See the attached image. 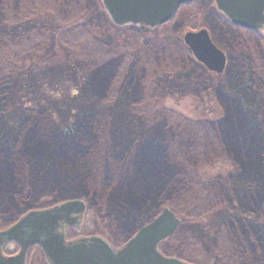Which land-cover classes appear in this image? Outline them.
Segmentation results:
<instances>
[{
  "label": "rangeland",
  "instance_id": "374dc122",
  "mask_svg": "<svg viewBox=\"0 0 264 264\" xmlns=\"http://www.w3.org/2000/svg\"><path fill=\"white\" fill-rule=\"evenodd\" d=\"M2 2L0 8L4 10L5 22H9L10 17L7 15V11L10 12L13 8L12 0L8 2L2 0ZM36 4L41 10L49 12L45 16L44 22H35L42 25L48 23V28L66 25L63 31L48 32L44 38L47 39L50 46H46L35 55L25 56V58L18 60L23 62L19 68L10 72V82L5 76L7 84L0 83V108L6 105L5 119L8 128L17 133L16 137L14 135L15 139L13 137L12 141L1 145L2 148H7L10 151L12 159L17 156L15 162L8 159L10 162L6 167L10 171L0 176V206H3L0 209V226H2L0 230L9 227L21 216L20 210L15 207L14 197L8 195L9 187L13 185L17 188L23 186L25 181H30V185H35L42 195H45L43 200L49 201L48 206L60 203V196H67L78 191L88 193L90 200H84L88 206V213H86L83 224L74 229V236L97 235L108 240L114 247H119L130 239L139 228L151 222L163 209H170L172 205L174 211L172 212L180 219L181 225L173 238L161 246L160 250L163 254L198 264H218L214 259L208 261L205 252L214 255V252L219 254L220 251L225 250L226 256L230 257L229 245H231L232 240L234 242L231 232L236 226L224 230L223 236L216 237V242L211 239L208 246L205 244L202 247L199 244L201 242L199 236L202 235L205 238V236L210 235V238L212 231H216V224L222 213L224 211L235 213L230 209L213 212V207L217 202V197H213V195L217 194L219 189L223 190L225 186L232 189L234 181H228L232 180L233 175H236L235 163L231 161L227 163L216 162L205 166L202 171L199 170L201 183L199 182L197 185L194 183L190 187L188 185L184 191L178 186L180 191L170 192L167 187L172 188L171 183L177 181L174 175L184 172L190 177L193 174L192 168H195V159L191 160V167L186 166L185 168L184 165H187L188 162L186 159L177 162L174 160L176 159L175 155L178 154L179 142L175 146L169 147V151L167 150L169 152L167 155L171 159L169 157L155 158L154 162L145 166L147 168L144 169V177L131 176L132 170L140 164L134 158L129 159V161L134 162V167H130L129 161L125 162L122 159L120 162L119 158L113 160L114 162L110 159L104 160L106 155L108 157L109 151H113L116 153L115 155H120L122 147L124 146V150L126 149V139L129 135L138 137L143 134L139 128L137 132L133 130L132 116H127L132 112H135L134 115L138 112L136 109H131L134 107L132 106L133 101H137L139 96L137 86L129 85L130 89L135 86V92L130 96L122 97L121 91L117 98L112 97L103 102L90 97V84H87L82 75L81 68L89 64L95 65L97 57L94 55L96 52L92 46L78 48L75 45L76 41L83 43L87 41L79 39L80 32H75L77 28L74 25L75 22L87 25L94 18H99L101 25L104 20L102 2L101 0H36ZM214 5L213 0H199L194 5L185 6L178 12L175 20L164 29L165 35L174 39L177 37L181 39L186 30L207 29L216 47L223 51L227 57L228 63L225 71L218 77L214 74L210 76L198 65L197 69H200L202 75L191 85H188L189 78L183 80L185 74L182 76L168 75L156 80L152 89L149 88V92H152L155 95V101L157 100L156 109L174 110L182 116L194 120H214L223 115V109L216 98L207 93L209 95L205 94L200 100L188 96V92L194 93L198 88L203 87L207 78L211 80L210 82L214 87L224 84L231 78L233 82L231 88L227 89L229 92L227 94L233 95L236 83L244 80L241 63L246 55L248 56L247 52H250L251 55L252 52L258 53L259 47L255 45L252 51L244 45L238 47L236 39L232 40V36H224L221 30V22L215 16ZM37 6L29 8L37 10ZM20 8H23V4L20 5ZM26 12L22 13L26 14ZM194 19L195 22H191ZM138 32L145 35L153 34L145 28H139ZM85 35L87 36V34ZM91 36L94 37L93 34ZM2 50L4 49L0 48V70L1 73L4 71L5 74L12 64L14 55L9 50L2 55ZM152 67L151 73L159 70V66L157 67L156 64H152ZM92 72L94 73V70ZM93 78L102 80L99 75ZM0 82H2L1 75ZM139 100L144 101L142 98ZM1 114L0 110V118ZM47 114L51 116L50 119H48ZM168 114L167 111L161 113L164 117L162 119L159 116L161 123L171 119ZM140 118L145 121L144 117H139V120ZM260 118L263 120L264 116L261 115ZM126 119L129 122H126ZM52 127L63 130L75 129L71 135L74 134V141L76 143L80 141V145L85 139L91 140L88 141L90 142L89 146L83 149L82 164L77 162V164H69L70 162L57 160L48 162L55 170L44 168L43 162L46 163L49 160V155L46 153L47 147L40 148L36 142L40 144L41 139H43L46 142L54 141L64 145L63 142L65 141V138H60L53 132ZM257 128L261 129L262 127ZM257 128L256 131L259 132ZM34 133L41 134L42 138L26 142L29 135ZM236 133V130L231 129L229 131V135ZM248 133L250 131L245 134ZM190 135L189 139L182 141H189L190 143L195 141L194 135L192 133ZM122 137H124L125 142ZM157 137L152 136L147 140L160 145L161 142L156 141ZM164 139L167 140L166 137ZM132 148L135 146L130 149ZM209 151L211 150L209 149ZM81 166L87 170V173L93 171L90 176L91 187L89 188L75 178L86 172L84 169H79ZM258 169L261 175V166H258ZM55 172H59L61 179L59 183L53 186L51 180ZM139 172L141 170H137L136 175ZM44 180H48L49 184L45 183ZM71 180L73 181L71 182ZM218 184L222 188H219ZM162 200L164 201L162 202ZM170 200L173 202H169ZM94 203L100 206L104 205L107 208L106 214L93 211L92 205ZM162 203H166V205L164 206ZM196 206L199 207L197 211L195 210ZM241 209L244 211L243 207ZM198 213H201L202 216H196ZM103 215L107 219L102 218ZM237 216H240L239 212ZM246 218L250 221L249 224L252 229L258 230L262 226L261 224H264V217L247 214ZM190 241H196V244H199L198 250L194 253L196 255L202 253L200 258L205 256L202 260L191 257L190 245L187 243ZM247 248L250 249L251 247L247 246ZM7 251L14 252V246L10 245ZM249 258L255 259L242 260L238 263L229 261V263L224 264H264V259H261L260 254ZM28 264L48 263L37 249L32 248L28 257Z\"/></svg>",
  "mask_w": 264,
  "mask_h": 264
},
{
  "label": "trees",
  "instance_id": "16d2710c",
  "mask_svg": "<svg viewBox=\"0 0 264 264\" xmlns=\"http://www.w3.org/2000/svg\"><path fill=\"white\" fill-rule=\"evenodd\" d=\"M2 4L3 2L0 0V5ZM12 4L13 8L10 12L9 10L7 11V15L10 17L9 22H5L4 10L0 8V48L4 49L2 50V55L8 50L14 55L12 64L8 67L6 73L4 74V71L1 73L0 70L2 77V82L0 83H3V85L7 84L5 76L10 82V72L21 66L23 61L18 60L25 58V56L35 55L46 48V46H50L44 37L48 32L57 33L60 30L63 31L66 25L48 28V23L44 25L39 23L41 21L44 22L45 16L48 15L49 11L41 10L36 4V0H12ZM22 4L23 8H20ZM35 5L37 6V10L29 8ZM26 10L29 11L26 12ZM22 12H26V14ZM102 15L104 20L101 25L99 24V18H94L87 25L75 22L74 26L77 28L75 32H80L79 39L87 41L86 43L76 41L75 45L78 48L92 46L94 52H96L94 55L97 57L95 65L89 64L81 68L82 75L87 84H90V97L98 101L104 102L112 97L117 98L121 91L122 97L130 96L135 92L134 88L137 86L138 99L137 101H133V105H129L134 106L130 108L132 110L136 109L138 115L137 113L134 115L135 112H132V115L128 114L127 116H132L133 130L137 132L139 128L143 134L139 135V138L129 135L126 139V149L124 150L123 146L120 155H115L116 153L109 151L108 157L106 155L104 160L110 159L113 161L119 158L120 162H122V159L127 162L130 158H134L140 164L136 169L132 170L131 176L134 177L135 175L136 178L144 177V169L147 168L145 166H149L150 162H154L155 158H170L167 155L169 153L167 150L169 151L172 145L175 146L179 142V147L177 148L178 154L175 155L177 160L173 159L176 162L186 159L188 162L187 165H184V168L186 166L191 167V160L195 159V168H192L193 174L190 177L184 172L174 175L177 181L171 183L172 188L167 187L170 192L180 191V188H177L178 186L184 191L188 185L189 187L194 183L197 185L201 181L199 170L202 171L205 166L216 162L227 163L231 161L235 163L237 167L236 175H233L231 177L232 180L228 181H234L232 189L229 186H225L223 190L219 189V192L213 195V197H217L213 212L230 209L235 213L224 211L216 224V231H212L210 238V235L205 236V238L202 235L199 236L201 237L199 244L202 247L205 244L208 246L211 239L216 242V237L223 236L224 230L236 226L231 232L234 242L232 240L231 245H229L231 249L230 257L226 256L225 250L220 251L221 253L219 254L214 252V255H209L208 252H205L207 260L212 261L214 259L218 264L229 263V261L238 263L242 260H254L256 257L254 259H250L249 257L259 254L261 259H264V224H261L262 226L258 230L252 229L249 224L250 221L246 218L247 214L264 217V119L260 118L261 115L264 116V40L218 19L221 22L223 35L227 37L232 36V40L236 39L238 47L244 45L252 51L254 46L258 45L259 50L258 53L252 52L253 56L250 52H247L248 56L246 55V58L241 63L244 80L236 83L233 95L227 94L229 93L227 89L231 88L233 82L231 78L217 87H214L210 82L211 80L207 78L203 87L198 88L194 93L188 92V96H193L197 99L210 93L216 98L218 104L223 109V115L220 118L214 120H194L182 116V114L174 110L156 109L155 103H157V100L155 101V95L149 92V88L152 89L156 80L168 75L182 76V74H185L183 80L189 78L188 85H191L202 75L200 69H197L198 65L196 62L182 45L181 39L179 37L174 39L166 36L165 27L158 28L152 35L141 34L131 27L117 28L110 23L105 13H102ZM92 30L93 32H91ZM92 34L94 37L91 36ZM100 36L101 38H98ZM89 37L90 40H88ZM155 55L156 57H154ZM152 64H156L157 67L159 66V70L151 73ZM86 68L88 70L84 71ZM92 70L96 73L95 75ZM98 75L102 78L101 81L93 78L98 77ZM129 85L135 86L130 89ZM139 98H142L144 101H140ZM5 106L0 108L2 112L0 118V176L10 171L6 166L10 162L8 159H12L10 151L7 148H2L1 145L2 143L12 141L14 135L15 137L17 135L15 130L8 128L7 120L5 119L7 107ZM165 111L169 113L168 116L171 119L161 123L159 116L164 119L161 113ZM48 117V119L51 118L50 115ZM139 117H144L145 121H142V118L139 120ZM125 121L129 122L127 119ZM256 125L262 128L259 129ZM256 128L259 132L256 131ZM57 129L53 128V132L60 138H65L64 142L60 140L64 145L60 142L59 144L54 141L46 142L43 139H41L40 144L36 142L40 148L47 147L46 153L49 155V160L46 163L43 162L44 168L55 170L48 162L57 160L70 162L69 164H82L83 149L89 146L90 142L88 141L91 140L85 139L83 144L80 145V141L79 143L74 141V134L71 135L75 129ZM231 129L236 130L237 133L229 135ZM247 131H250V133L245 134ZM191 133L194 135L195 141H192V143L189 141L183 142L182 140L190 138ZM152 136H158L156 141L161 142V144L156 145L147 140ZM28 138L26 142L42 138V135L34 133L30 134ZM123 141L125 142V139ZM132 146H135V148L130 149ZM16 156L12 159L14 162ZM129 165L130 167L135 166L132 160L129 161ZM258 166H261V175ZM79 169L82 170L84 167L81 166ZM137 170H141L138 175H136ZM92 174L93 171H88L87 173L86 170L85 173L75 178H77L78 182L89 188L91 187L90 176ZM60 179L59 172H55L51 180L52 185L55 186L59 183ZM44 181L49 184L48 180ZM29 183L31 182L25 181L23 186L16 188L11 185L9 187L8 195L14 197L15 207L20 210V215L34 208L46 207L49 203V201L43 200L45 199V195H42L35 185H30ZM218 185L219 188H222L220 184ZM59 198H61L60 201L79 198L87 201L90 200L88 193L80 191L67 196H60ZM169 202L173 201L170 200ZM162 204L166 205V203ZM2 207L0 206V209ZM241 207L244 208V211ZM92 210L97 213L106 214L107 208L104 205L100 206L94 203ZM170 210L173 211L172 205ZM195 210H199V207L196 206ZM238 212L240 216H237ZM199 215L202 216L201 213H198L196 216ZM101 217L107 219L105 215ZM190 218L196 219L194 217ZM187 243L190 245L191 257L198 260H202L205 257L200 258L202 253L197 255L194 253L198 250L199 245L196 244V241ZM247 246L251 248L249 249ZM199 252L202 251L199 250ZM190 263L198 264L191 261Z\"/></svg>",
  "mask_w": 264,
  "mask_h": 264
},
{
  "label": "water",
  "instance_id": "95a60500",
  "mask_svg": "<svg viewBox=\"0 0 264 264\" xmlns=\"http://www.w3.org/2000/svg\"><path fill=\"white\" fill-rule=\"evenodd\" d=\"M195 0H101L116 26L142 25L155 28L168 22L178 8ZM217 10L236 27L260 31L264 27V0H214ZM184 44L208 71L221 74L226 59L210 41L206 30L187 33ZM85 205L71 200L48 209L29 212L17 223L0 232V249L15 242L20 252L0 264H24L27 250L38 245L52 264H187L165 258L158 251L160 242L172 237L180 221L164 209L152 223L141 228L120 250L114 251L99 238L66 243L67 227L78 226Z\"/></svg>",
  "mask_w": 264,
  "mask_h": 264
},
{
  "label": "flooded vegetation",
  "instance_id": "af4514ba",
  "mask_svg": "<svg viewBox=\"0 0 264 264\" xmlns=\"http://www.w3.org/2000/svg\"><path fill=\"white\" fill-rule=\"evenodd\" d=\"M198 1H199V0L195 1L194 3L198 2ZM194 3H192V4L194 5ZM189 5H190V4H189ZM187 6H188V5H187ZM183 7H185V6H183ZM183 7H180V8L177 10V12H176V14L174 15V17H173L169 22H167L166 24L162 25L161 27H165V28L168 27L169 24L172 23L173 20H175V18H176V16H177L178 12H179ZM215 16H217L218 19L223 20L226 24H229V25H230V22H229V21H228V20H227L222 14H220L219 12L216 11V15H215ZM191 22H195V19H194V21L191 20ZM128 27H130V26H128ZM161 27H159V28H161ZM179 27H181V26L179 25ZM233 27H234V26H233ZM125 28H126V27H125ZM131 28L135 29V30L138 32V29H139V28H144V27L139 26V27H131ZM235 28L240 29V28H238V27H235ZM145 29H146V28H145ZM157 29H158V28L153 29V30H149V33H154ZM203 29H204V28H203ZM199 30H200V29H199ZM205 30L208 32L207 29H205ZM241 30H243V29H241ZM195 31H196V30H195ZM244 31H247V30H244ZM247 32H250L249 34H253V35H255L256 37H258V38L264 40V27H263V29H262L261 31H258L257 33H256V32H252V31H247ZM208 33H209V32H208ZM209 36H210L211 42H213L212 37H211L210 34H209ZM181 42H182V45L184 46V48L189 52V50L187 49V47L184 45V43H183V39H182V38H181ZM213 43H214V42H213ZM189 53H190V52H189ZM190 55H191V54H190ZM191 57H192V55H191ZM192 58H193V57H192ZM193 60H194V59H193ZM226 60H227V58H226ZM194 61H195V60H194ZM195 62H196V61H195ZM227 63H228V60H227ZM196 64L199 65V66L204 70V72L208 73L210 76L213 74V73L207 71L203 66H201V65L198 64L197 62H196ZM214 75H215V74H214ZM217 77H218V76H217ZM208 79H209V78H208ZM87 210H88V209H87V207H86V205H85V211H84V214H83V216H82V218H81L80 226H81V224H83V222H84V218H85V216H86V213H88ZM25 213H26V212H25ZM179 225H180V224H179ZM76 228H79V226L76 227ZM76 228H67V230H66V232H65L66 241H68V242H73V241H75L76 239H77V240H78V239H84V240H85V239H90V238H92V237H96V238H100V239H102L105 243L108 244V246H109L111 249H113V250H115V251H117V250H119L120 248H122V245L119 246V247H114V246H113L108 240H106V239L103 238V237L97 236V235H94V236H74V235H73V232H74V229H76ZM10 245H13V246H14V248H15V251H14V252L7 251V248H8ZM32 248L37 249V250L40 252L41 256L46 260V262H47L48 264H51V263L47 260V258L44 256V254L42 253V251L40 250V248H38V247H31V248H29V249L27 250L26 255H25V261H24V264H28V257H29V253H30V251L32 250ZM18 251H19V247H18L16 244H8V245H4V246H2L1 249H0L1 255H2V257H4V258H8V257L15 256V255L18 253Z\"/></svg>",
  "mask_w": 264,
  "mask_h": 264
}]
</instances>
